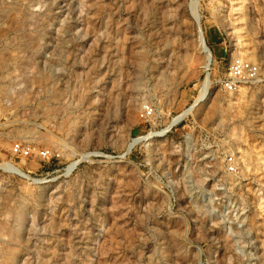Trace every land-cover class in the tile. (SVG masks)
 <instances>
[{"label": "rangeland", "instance_id": "obj_1", "mask_svg": "<svg viewBox=\"0 0 264 264\" xmlns=\"http://www.w3.org/2000/svg\"><path fill=\"white\" fill-rule=\"evenodd\" d=\"M3 162L0 264H264V0H0Z\"/></svg>", "mask_w": 264, "mask_h": 264}, {"label": "built area", "instance_id": "obj_2", "mask_svg": "<svg viewBox=\"0 0 264 264\" xmlns=\"http://www.w3.org/2000/svg\"><path fill=\"white\" fill-rule=\"evenodd\" d=\"M258 75V67L241 59L231 60L226 78L223 81L224 88L230 90L242 80H254ZM17 150V148H16Z\"/></svg>", "mask_w": 264, "mask_h": 264}, {"label": "bare ground", "instance_id": "obj_3", "mask_svg": "<svg viewBox=\"0 0 264 264\" xmlns=\"http://www.w3.org/2000/svg\"><path fill=\"white\" fill-rule=\"evenodd\" d=\"M201 47H202V49L204 50V53H206V54H208L209 52H208V50L204 47V45L202 44L201 45ZM208 57V56H207ZM207 59V65H208V63L211 61V59H210V57H208V58H206ZM206 65V67H208ZM207 78V77H206ZM206 78H205V80L202 82V84H201V86H200V89H199V92H198V96H197V98H196V101L192 104V106L191 107H193L194 105H196V103H197V101L199 100V99H202L204 96H205V94H206V90H207V86H208V83H207V81H206ZM6 96V95H5ZM190 107V106H189ZM191 107L189 108V109H187V110H185L184 112H182V114H180L179 116H177V117H175V118H173L172 119V121H171V124L170 125H173V124H175V123H177L184 115H186L187 114V112L188 111H190V109H191ZM162 133V131L161 132H158V135L159 134H161ZM0 167L3 169V170H6V171H9V172H12V173H16V174H20L19 173V171L13 166V165H11V164H9V163H6V162H3L2 164H0ZM17 205V204H16ZM16 213L18 214V217H17V223H15V224H17V225H20V223H21V219H22V217L24 216V206H18L17 208H16ZM22 224V223H21ZM16 228V227H15ZM13 233V232H12ZM21 235V234H20ZM13 236V235H12ZM11 236V237H12ZM17 239V238H16ZM7 259H8V263L9 264H15L14 263V259H15V253H10L8 256H7Z\"/></svg>", "mask_w": 264, "mask_h": 264}]
</instances>
